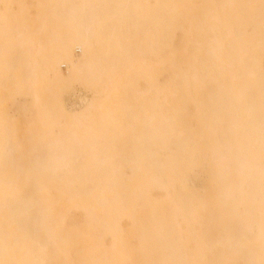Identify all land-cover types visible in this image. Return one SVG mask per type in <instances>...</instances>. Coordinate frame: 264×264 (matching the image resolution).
<instances>
[{
	"label": "bare ground",
	"instance_id": "obj_1",
	"mask_svg": "<svg viewBox=\"0 0 264 264\" xmlns=\"http://www.w3.org/2000/svg\"><path fill=\"white\" fill-rule=\"evenodd\" d=\"M0 264H264V0H0Z\"/></svg>",
	"mask_w": 264,
	"mask_h": 264
},
{
	"label": "rangeland",
	"instance_id": "obj_2",
	"mask_svg": "<svg viewBox=\"0 0 264 264\" xmlns=\"http://www.w3.org/2000/svg\"><path fill=\"white\" fill-rule=\"evenodd\" d=\"M189 38L186 40L187 42H185V47H192L193 46H197L196 43H194L193 41H188ZM74 49H72V52L74 54V56L81 60L83 55H82V48L81 46L79 45H75L73 47ZM77 50H79V52H76ZM61 66H64V65H60L59 67V70L62 74H66V67L65 69L62 68ZM209 85V84H208ZM75 89H80L82 92L86 93V95L84 97H82L80 100L82 102L81 106H79L78 108H73L72 106L68 105L67 103V100L69 98V96L71 94H73V92L75 91ZM194 90V89H193ZM202 93H200V96L204 95V94H207L209 92V88L205 89L204 91H202ZM91 92H85L84 90L81 89L80 86L76 85L74 88H73V91L70 92L69 94H67L65 97H64V102H65V107L68 111H72V110H80L83 106V102L87 99L90 98L91 96ZM210 99L206 98L205 99V102L207 103ZM15 104H13V109L12 111L10 112L11 114L14 115L15 118L17 119H22V118H25L29 115V111L25 110L24 112H21L20 111V106H22V104H24L25 102L19 97V96H15ZM26 102H29V99H27ZM9 103V102H8ZM7 103V104H8ZM28 104H25V106L27 107ZM187 185L190 189H193L194 192L196 194H200V195H204L207 189V186H208V178H207V174H206V170L201 167V166H194L193 170L189 173V177L187 179Z\"/></svg>",
	"mask_w": 264,
	"mask_h": 264
},
{
	"label": "built area",
	"instance_id": "obj_3",
	"mask_svg": "<svg viewBox=\"0 0 264 264\" xmlns=\"http://www.w3.org/2000/svg\"><path fill=\"white\" fill-rule=\"evenodd\" d=\"M76 52H79V50H77ZM62 68L65 69L64 66H63ZM76 95H78V93H77ZM72 101L75 102V104H79V100H78V98H72Z\"/></svg>",
	"mask_w": 264,
	"mask_h": 264
}]
</instances>
